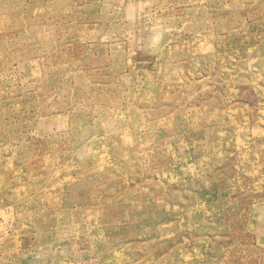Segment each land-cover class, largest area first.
I'll return each mask as SVG.
<instances>
[{"label":"rangeland","instance_id":"1","mask_svg":"<svg viewBox=\"0 0 264 264\" xmlns=\"http://www.w3.org/2000/svg\"><path fill=\"white\" fill-rule=\"evenodd\" d=\"M0 264H264V0H0Z\"/></svg>","mask_w":264,"mask_h":264}]
</instances>
